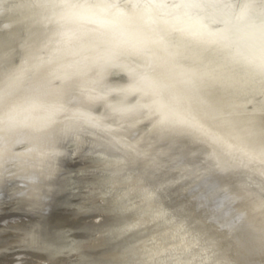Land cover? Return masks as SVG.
<instances>
[{
	"label": "bare ground",
	"instance_id": "obj_1",
	"mask_svg": "<svg viewBox=\"0 0 264 264\" xmlns=\"http://www.w3.org/2000/svg\"><path fill=\"white\" fill-rule=\"evenodd\" d=\"M244 7L0 0V264H264Z\"/></svg>",
	"mask_w": 264,
	"mask_h": 264
},
{
	"label": "snow or ice",
	"instance_id": "obj_2",
	"mask_svg": "<svg viewBox=\"0 0 264 264\" xmlns=\"http://www.w3.org/2000/svg\"><path fill=\"white\" fill-rule=\"evenodd\" d=\"M235 2H237V0H233V3ZM108 6H111V5H108ZM244 6L245 7H244L243 13L241 14V19L246 20L249 16L257 15L255 12L252 11L254 7V0H244ZM259 7L261 9H264V0H259ZM258 18L261 24V27L258 29L259 38H260V42L262 45V50H264V13H261ZM251 26L253 27L254 30H256L254 23ZM161 122L163 123L164 121L162 120Z\"/></svg>",
	"mask_w": 264,
	"mask_h": 264
}]
</instances>
